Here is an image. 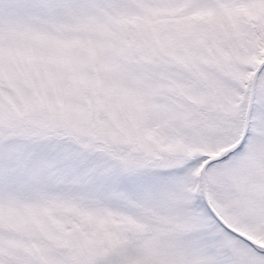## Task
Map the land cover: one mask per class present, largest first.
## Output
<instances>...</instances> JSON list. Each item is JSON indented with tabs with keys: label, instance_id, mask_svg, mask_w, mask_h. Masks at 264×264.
<instances>
[{
	"label": "snow or ice",
	"instance_id": "6c2138e0",
	"mask_svg": "<svg viewBox=\"0 0 264 264\" xmlns=\"http://www.w3.org/2000/svg\"><path fill=\"white\" fill-rule=\"evenodd\" d=\"M0 264H264V0H0Z\"/></svg>",
	"mask_w": 264,
	"mask_h": 264
}]
</instances>
